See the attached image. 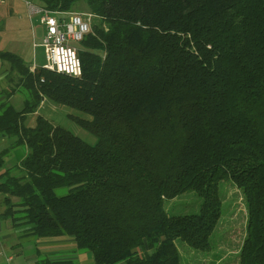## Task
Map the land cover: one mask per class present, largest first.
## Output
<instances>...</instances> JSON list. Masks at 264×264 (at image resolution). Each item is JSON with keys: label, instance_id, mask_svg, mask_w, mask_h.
Wrapping results in <instances>:
<instances>
[{"label": "trees", "instance_id": "obj_1", "mask_svg": "<svg viewBox=\"0 0 264 264\" xmlns=\"http://www.w3.org/2000/svg\"><path fill=\"white\" fill-rule=\"evenodd\" d=\"M36 1L95 17L75 43L79 77L0 51L26 91L21 107L0 102V139L15 138L0 150V218L73 237L95 264H183L177 239L211 249L228 178L247 205L240 264H264V0ZM46 97L89 115L70 114L97 141L41 114L26 125ZM190 190L199 210L169 213Z\"/></svg>", "mask_w": 264, "mask_h": 264}, {"label": "rangeland", "instance_id": "obj_2", "mask_svg": "<svg viewBox=\"0 0 264 264\" xmlns=\"http://www.w3.org/2000/svg\"><path fill=\"white\" fill-rule=\"evenodd\" d=\"M26 9L28 13L27 6ZM18 13L23 15L25 10H19ZM34 17H38V15ZM9 20L13 28L8 30V34L19 40L18 49L25 52L27 45L30 44L29 51L31 55L33 54L36 62L42 66L46 62L44 47L39 45L42 42L44 34L42 25L39 28L36 27L34 32L30 29L29 25H27L26 29L24 25H13L12 20L10 18ZM35 22H38L36 18ZM34 42L36 43L35 47ZM73 113L82 115L83 117H89L85 113H81L63 104H57L46 97L45 105L41 104L36 113L28 114L25 123L26 125H35L37 115L41 114L51 119L54 123L68 128L85 141L95 143L98 139L97 136L85 127L79 125L70 116ZM15 153L18 157L22 156L25 153V147H17ZM220 189L223 197L222 216L211 236V249L198 250L191 247L182 239H177L176 244L183 264H240V251L247 234V205L243 198L244 194L242 189L231 179L226 178L221 181ZM201 201V197L195 191L190 190L176 198L167 199L165 208L169 213L173 214L192 213L199 210Z\"/></svg>", "mask_w": 264, "mask_h": 264}, {"label": "crops", "instance_id": "obj_3", "mask_svg": "<svg viewBox=\"0 0 264 264\" xmlns=\"http://www.w3.org/2000/svg\"><path fill=\"white\" fill-rule=\"evenodd\" d=\"M34 2H37L36 0ZM24 0H5L0 4V51H9L20 55L26 64L31 68L33 64L40 66L33 54L30 53V44L24 52L18 49L19 40L9 36L8 30L13 25H24L27 29L35 32L36 27H40L42 22L40 17H34L27 13ZM25 10L22 15L19 10ZM36 21L40 22H35ZM42 28L43 25H42ZM36 42V41H35ZM34 42V47L36 43ZM40 44V43H39ZM19 75L12 69L11 63L0 56V102L11 101L17 107H21L26 99V91L18 83ZM11 91V95L8 93ZM45 105V102L43 103ZM40 107V106H39ZM15 138L0 139V150L9 147ZM18 159L15 153L8 158L7 164L10 166ZM23 229L13 226L12 223L4 218H0V264H44L43 260H69L70 264H95L94 258L88 252H81L77 249L73 237H35L24 235ZM12 257V259H9Z\"/></svg>", "mask_w": 264, "mask_h": 264}, {"label": "built area", "instance_id": "obj_4", "mask_svg": "<svg viewBox=\"0 0 264 264\" xmlns=\"http://www.w3.org/2000/svg\"><path fill=\"white\" fill-rule=\"evenodd\" d=\"M3 2L5 0H0V4ZM25 2L29 15H38L44 27L39 45L44 47L46 62L41 67L74 77L81 76L82 65L75 43L91 32L95 15L91 12L54 11L32 0ZM36 67L33 64L31 70Z\"/></svg>", "mask_w": 264, "mask_h": 264}]
</instances>
